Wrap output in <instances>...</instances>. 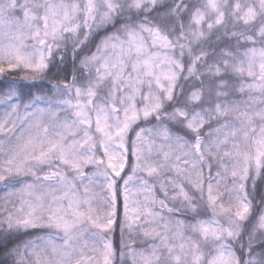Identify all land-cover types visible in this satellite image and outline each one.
<instances>
[{
  "label": "snow or ice",
  "instance_id": "6c2138e0",
  "mask_svg": "<svg viewBox=\"0 0 264 264\" xmlns=\"http://www.w3.org/2000/svg\"><path fill=\"white\" fill-rule=\"evenodd\" d=\"M0 264H264V0H0Z\"/></svg>",
  "mask_w": 264,
  "mask_h": 264
}]
</instances>
